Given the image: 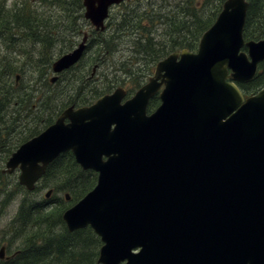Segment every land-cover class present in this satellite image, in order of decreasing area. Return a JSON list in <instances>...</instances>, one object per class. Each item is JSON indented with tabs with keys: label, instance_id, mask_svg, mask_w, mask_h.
<instances>
[{
	"label": "water",
	"instance_id": "1",
	"mask_svg": "<svg viewBox=\"0 0 264 264\" xmlns=\"http://www.w3.org/2000/svg\"><path fill=\"white\" fill-rule=\"evenodd\" d=\"M122 1L83 0L85 16L100 27ZM248 5L225 0L197 51L160 61L125 102L119 87L66 108L9 158L7 171L19 167L28 190L65 151L99 173L63 213L70 232L90 225L101 236L97 264H264V87L245 96L237 84L264 61V39L244 38ZM84 41L53 70L76 63ZM161 85L162 103L149 114Z\"/></svg>",
	"mask_w": 264,
	"mask_h": 264
},
{
	"label": "trees",
	"instance_id": "2",
	"mask_svg": "<svg viewBox=\"0 0 264 264\" xmlns=\"http://www.w3.org/2000/svg\"><path fill=\"white\" fill-rule=\"evenodd\" d=\"M7 1L0 0V141L13 147L7 149L8 158L21 142L41 132L69 105L92 103L116 87H111L114 80H130L133 85L140 83L144 68L151 69L158 60L176 49L196 50L203 32L213 24L224 2L175 0L159 7L154 5L155 0L122 3L117 14L113 13L108 21V29L112 28V31L97 32L93 28L86 46L88 51L90 41L96 40L99 47L94 48L87 57L93 67L103 52L101 46L109 52L112 39H119L120 45L116 48H119L121 59L112 60L116 68L112 69V77L104 75L106 79L102 87L94 83L96 71L94 80L87 82L91 89L86 92V67H79L86 51L76 65L63 71L72 72L65 80H59V74L58 80L52 83L48 77L42 76L45 69H52V65L42 66L43 60H47L43 59L44 55H52L53 48L61 46L62 50L74 43V39L67 34L68 30L77 31V18L85 20L86 25L90 24L84 17L83 1L14 0L12 5H8ZM248 1L244 35L246 39L258 40L264 37V0ZM205 8H209V11ZM61 22H65L64 30L61 29ZM104 37L109 39L103 40ZM6 44L21 47L27 53L23 58L6 55L2 49ZM55 60H51V64ZM100 65L98 63V67ZM122 73L125 74L124 78H121ZM16 75L22 80H13ZM28 78L30 80H26ZM239 86L245 94L263 87L264 62L260 63L252 81L239 83ZM150 103L154 108L159 99ZM33 106L36 107L33 109ZM43 121L47 124L44 127L41 125ZM21 128L25 129L24 133L20 132ZM11 133L21 135L15 144L3 140ZM6 157L0 160V178L17 173L2 172L6 168L3 165L6 164ZM96 181L97 173L91 169L83 170L72 152L66 151L49 164L34 190L25 187L21 190V185L16 183L15 187L20 189L22 196L18 212L7 229V245L8 248L12 247L22 238L25 244L18 247L19 252L11 259H0V264H96L102 244L100 237L90 226L69 232L62 217V210L82 198L96 185ZM43 185H50L54 189L48 199L44 195H37ZM15 192L18 191L13 187L2 184V208L14 199ZM60 192L64 195L60 196ZM67 192L71 196L69 204L65 200Z\"/></svg>",
	"mask_w": 264,
	"mask_h": 264
},
{
	"label": "rangeland",
	"instance_id": "3",
	"mask_svg": "<svg viewBox=\"0 0 264 264\" xmlns=\"http://www.w3.org/2000/svg\"><path fill=\"white\" fill-rule=\"evenodd\" d=\"M13 1L14 0H8L7 3L8 5H12L13 4ZM170 1L174 2L175 0H155V6L156 7H159L160 5H165L167 3H170ZM118 6V5H117ZM117 6H113L112 7V11H111V15L112 13H115L117 14L118 12V8H116ZM203 8V6H202ZM207 11H209V8H205ZM211 9V7H210ZM111 15L109 17V19L107 20V28L106 30L108 29V21L111 19ZM75 26L77 27V31H70L68 30V36H71L73 39H74V43L72 45H67V47L63 48L62 50H60V47L55 49L53 48L52 49V55L48 54L47 55H44V58L43 59H47V60H43L42 62V66L45 64V65H48V67H51V60H54V59H57L58 56L60 54H63V53H68L70 51H72L74 48H76L78 46V44L80 42L83 41V31L85 30L86 27H88V25H86V21L81 19V18H77V22L75 24ZM66 26H65V22H61V29H65ZM112 31V28L108 29V32H111ZM154 35L156 37H158L160 39V36L158 34H156V32H154ZM105 39H109L108 37H104L103 40ZM96 40H91V45H90V48L93 47L91 50L89 48V50L86 52L85 54V59L83 60V62L81 63V65L79 66L80 68L85 66L86 67V79L84 80L85 83H86V92H88L91 87L88 85V80H94L93 79V76L96 74V71H97V75L95 76V81L94 83H96V85L102 87L105 83V77L104 75L107 74V76L109 77H112L113 74H112V69L113 68H116V65L113 63L112 60H120L121 59V55H120V52H119V48H115L116 46L119 47L120 45V40L119 39H112V42H111V46H110V51L107 52L105 49H103V46H101L103 52L101 54V56L99 57L98 61H96L95 65L92 67L90 66V60L89 57L91 55V53L93 52V49H97L99 47H97V44L95 43ZM2 49H3V52L8 55H12L14 57H17V58H23V56L26 55L27 51L21 47L17 48L15 47L13 44H6V45H3L2 46ZM124 62V60H123ZM98 63H100V67H98ZM122 67V66H121ZM50 69V68H49ZM45 69V71L42 73V76L43 77H48L49 79H52V77L55 75V73L53 72V69ZM92 69V71H91ZM98 69V70H97ZM91 72V74L88 73ZM142 75H141V79H144V75H146L148 73V68H144L143 71H141ZM72 72H62L60 73V77H59V80H65L67 77H69L71 75ZM19 74V73H17ZM124 73L121 74V78H124ZM17 76V75H16ZM118 76V75H117ZM119 77V76H118ZM15 76H13V80H15ZM20 79V77H19ZM18 79V80H19ZM22 80V79H20ZM26 80H30L29 78L26 79ZM51 81V80H50ZM118 85H121V80H114L113 84L111 85V87H115V86H118ZM37 93V92H35ZM34 93V94H35ZM36 106H33V109L35 108ZM25 116V115H23ZM32 116V114H31ZM27 119L24 120V122L26 121ZM45 120V119H44ZM22 121V123H24ZM43 127L46 126V121H43L42 124H41ZM48 126L44 127V130L47 128ZM24 128H21L20 129V132L23 131L22 133H24ZM21 139V135L17 134V133H11L10 135H7L5 136V138L3 140L5 141H10L12 144H15V142H18L19 140ZM23 144V142H21V145ZM15 147V146H14ZM8 148H13L12 146L10 145H6V143H1L0 141V160H3L8 153ZM8 149V150H7ZM6 159H8V156L6 157ZM2 165V164H1ZM5 165V164H3ZM19 172H17L16 174L14 175H5V176H2L0 178V192L2 190V184L8 186L9 188H14L15 191H18V192H15L14 194V199L9 203V205L5 208H2L0 206V230H1V234H0V247L1 245L4 243V242H7L8 240V234H7V229L10 225V223L14 220L17 212H18V207H19V203H20V199H21V196H22V193L20 192V189L23 190L25 186H23L22 184L19 183ZM98 176V175H97ZM98 181V180H97ZM97 181H96V184H97ZM16 183H19L21 185V187L19 188H16L15 187V184ZM26 188V187H25ZM52 187L50 185H43V187H41L37 193V195L39 197L41 196H45L46 192L51 189ZM60 196H63L64 193L63 192H60L59 193ZM67 204L71 203V200H68L66 201ZM75 203V202H74ZM73 203H71L70 205H72ZM68 209V208H64L62 210V216H63V213L65 212V210ZM8 243V242H7ZM24 244H25V241L24 239L22 238L21 239V242L20 243H16L14 244L12 247L9 246V252L12 251L11 253L15 252L16 250H18V247L21 245L24 247Z\"/></svg>",
	"mask_w": 264,
	"mask_h": 264
}]
</instances>
